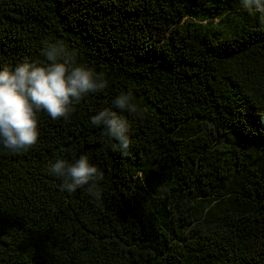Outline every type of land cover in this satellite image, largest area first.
<instances>
[{"label": "trees", "instance_id": "trees-1", "mask_svg": "<svg viewBox=\"0 0 264 264\" xmlns=\"http://www.w3.org/2000/svg\"><path fill=\"white\" fill-rule=\"evenodd\" d=\"M250 19L242 0H0V70L43 66L62 41L107 82L67 118L38 111L34 145L0 138V264H264V22ZM103 109L127 120V152L91 123ZM81 156L99 199L50 171Z\"/></svg>", "mask_w": 264, "mask_h": 264}, {"label": "clouds", "instance_id": "clouds-1", "mask_svg": "<svg viewBox=\"0 0 264 264\" xmlns=\"http://www.w3.org/2000/svg\"><path fill=\"white\" fill-rule=\"evenodd\" d=\"M242 3L250 12L259 13L264 22V0H242ZM190 19L201 24L209 22L187 16L181 22L187 23ZM219 21L217 17L213 23L218 24ZM42 53L47 61L43 66L25 60L12 70L7 67L0 70V138L3 146L14 152L36 143L38 111H46L54 120L67 118L74 110L73 105L84 95L103 89L107 83L103 77L94 79V73L85 66H77L75 52L69 51L62 41H45ZM130 100V95L122 94L113 100V105L120 110L135 112V105ZM91 123L103 126L104 135L117 142L112 145L114 149L127 152L130 147L127 120L111 109H103L91 117ZM50 171L65 178L61 190L75 192L87 185L92 195L100 198L98 181L103 179V173L90 165L86 156H81L71 165L57 160Z\"/></svg>", "mask_w": 264, "mask_h": 264}, {"label": "rangeland", "instance_id": "rangeland-1", "mask_svg": "<svg viewBox=\"0 0 264 264\" xmlns=\"http://www.w3.org/2000/svg\"><path fill=\"white\" fill-rule=\"evenodd\" d=\"M249 13H250V20H253L254 18H255V12L254 11H252V12H250L249 11ZM213 25H216V23H214Z\"/></svg>", "mask_w": 264, "mask_h": 264}]
</instances>
